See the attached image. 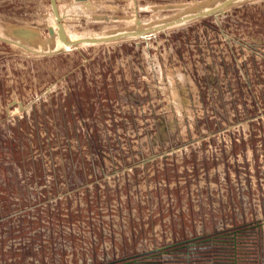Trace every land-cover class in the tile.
<instances>
[{"label": "rangeland", "instance_id": "obj_1", "mask_svg": "<svg viewBox=\"0 0 264 264\" xmlns=\"http://www.w3.org/2000/svg\"><path fill=\"white\" fill-rule=\"evenodd\" d=\"M0 264H264V0H0Z\"/></svg>", "mask_w": 264, "mask_h": 264}, {"label": "water", "instance_id": "obj_2", "mask_svg": "<svg viewBox=\"0 0 264 264\" xmlns=\"http://www.w3.org/2000/svg\"><path fill=\"white\" fill-rule=\"evenodd\" d=\"M230 1L231 0H218L217 2L212 3L204 8H198L192 11L183 12L173 17H170L169 19H166V20H163L157 23L149 24V25H143L139 28L130 27V28L114 30V31H111L108 33H102V34H80L74 37H67L64 32V26H63L61 14L58 10V5H57L56 0H48L50 11L55 21V32L57 34V37L63 43V46L65 48H68L70 46H77V43L81 41L108 40V39L118 38L124 35L142 34L143 32L147 30L163 27L165 25L177 22L182 19L213 12L217 10L218 8H221L224 5L228 4Z\"/></svg>", "mask_w": 264, "mask_h": 264}, {"label": "bare ground", "instance_id": "obj_3", "mask_svg": "<svg viewBox=\"0 0 264 264\" xmlns=\"http://www.w3.org/2000/svg\"><path fill=\"white\" fill-rule=\"evenodd\" d=\"M218 9H220V8H218ZM203 15V14H202ZM64 26V25H63ZM28 29V28H27ZM27 29H18V28H16L15 29V31H18L20 34H21V36H22V34H26V33H30V31H28ZM53 29V28H52ZM29 30H31V29H29ZM64 32H65V30H64ZM144 33V32H143ZM142 33V34H143ZM66 35V34H65ZM135 35V34H134ZM28 36V35H27ZM62 43V42H61ZM63 44V43H62Z\"/></svg>", "mask_w": 264, "mask_h": 264}, {"label": "trees", "instance_id": "obj_4", "mask_svg": "<svg viewBox=\"0 0 264 264\" xmlns=\"http://www.w3.org/2000/svg\"><path fill=\"white\" fill-rule=\"evenodd\" d=\"M202 238V237H201ZM154 251V250H153ZM153 251H151V252H153Z\"/></svg>", "mask_w": 264, "mask_h": 264}]
</instances>
